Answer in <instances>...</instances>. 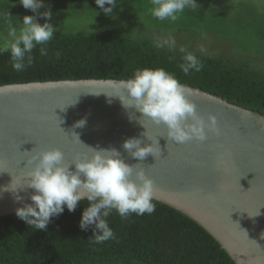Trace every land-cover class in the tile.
<instances>
[{
  "label": "trees",
  "instance_id": "trees-1",
  "mask_svg": "<svg viewBox=\"0 0 264 264\" xmlns=\"http://www.w3.org/2000/svg\"><path fill=\"white\" fill-rule=\"evenodd\" d=\"M200 7L179 14L176 21L158 20L148 9L151 0H118L116 18L106 16L95 0H45L57 28L41 56L33 50V63L16 72L8 53L0 54V85L64 79L126 80L137 69L164 68L180 83L228 99L264 114V9L252 0H198ZM22 22L36 15L19 0H0V11ZM41 8L39 12H44ZM96 11L99 13L97 16ZM95 20V23H94ZM231 43L247 51L240 57L205 54L197 49L202 35ZM0 35L6 26L0 22ZM171 35L176 51L157 49L154 41ZM184 46L203 62L201 71L185 75L177 65ZM174 57L169 59V57ZM155 211L131 214L122 220L108 217L115 239L91 242L93 226L80 228L86 200L75 211L65 207L46 229H33L16 213L0 216V264H236L219 242L181 211L154 200Z\"/></svg>",
  "mask_w": 264,
  "mask_h": 264
},
{
  "label": "water",
  "instance_id": "water-1",
  "mask_svg": "<svg viewBox=\"0 0 264 264\" xmlns=\"http://www.w3.org/2000/svg\"><path fill=\"white\" fill-rule=\"evenodd\" d=\"M117 81L90 78L0 85V216L32 203L33 189L11 187L26 183L27 160L36 151L59 147L66 161H72L77 154L88 153L87 146L115 147L135 165L140 161L121 145L132 137L141 138L142 146L151 143L142 136L148 132L161 148L160 156L149 154L141 162L154 179V200L201 225L236 264H264V114L184 85L193 90L191 99L206 121L210 113L218 117L221 133H209L203 143L168 142L164 125L153 124L134 109L126 110L119 97L107 96L114 94ZM81 119L86 124L75 127ZM70 167L75 170L74 164ZM16 195L23 200L17 201Z\"/></svg>",
  "mask_w": 264,
  "mask_h": 264
},
{
  "label": "clouds",
  "instance_id": "clouds-1",
  "mask_svg": "<svg viewBox=\"0 0 264 264\" xmlns=\"http://www.w3.org/2000/svg\"><path fill=\"white\" fill-rule=\"evenodd\" d=\"M95 2L106 16L116 18L113 8L118 0ZM19 3L33 13H39L45 22L39 23L36 15H25L22 22L16 17V23H13V15L9 10L0 11V22L6 26V35H0V54H9L11 67L16 72L31 66L34 60L32 53L37 46L41 56L47 55L46 45L53 40L57 31L48 22L53 13L45 0H19ZM199 7L198 0H151L148 12L158 20L174 22L185 9L196 12ZM41 8H45L42 13L39 12ZM98 14L96 11L95 16ZM154 47L175 52L176 40L171 35L157 38ZM179 52L182 56L177 67L185 75L202 70L203 62L194 52L184 46L179 48ZM173 58L169 57L170 60ZM113 89L114 94L106 93L109 98L119 97L126 110L134 109L141 114L140 117L149 119L153 124L164 125L168 142L184 144L194 140L203 143L208 140L209 133L217 136L221 133L218 117L210 113L206 121L191 99L193 90L186 88L174 73L162 67L137 69L130 78L115 82ZM108 102L111 103V99ZM129 119H133L130 114ZM138 123L145 127L141 119H138ZM85 124L86 119H81L75 127H83ZM142 136H147L151 143L142 146L141 138L132 137L121 145L130 157L140 161L135 165L127 163L115 147L87 146L90 151L77 154L72 161H66L65 153L59 147L36 151L27 160L29 170L26 183L11 187L14 191L18 187L34 190L30 195L32 203L18 207L17 217L31 228L43 230L52 217L64 212L65 207L73 212L81 201L86 200L88 206L82 213L80 228L87 230L93 226L94 235L90 239L95 244L115 239V233L108 222L113 211L122 220H127L131 214L142 216L155 211V182L141 162L149 154L156 158L160 156L161 148L159 140L153 139L148 132L142 133ZM72 164L75 165L74 171L70 167ZM15 199L21 201L23 197L16 195Z\"/></svg>",
  "mask_w": 264,
  "mask_h": 264
},
{
  "label": "rangeland",
  "instance_id": "rangeland-1",
  "mask_svg": "<svg viewBox=\"0 0 264 264\" xmlns=\"http://www.w3.org/2000/svg\"><path fill=\"white\" fill-rule=\"evenodd\" d=\"M252 2L258 7L264 9V0H252ZM196 47L198 50L201 48L204 49L203 53L205 54H217V55H233L236 57H240L243 54H246L247 51L241 50L240 46L235 45L233 42L221 43L215 40L213 35L206 34L202 35L198 38L196 42ZM241 48V49H239Z\"/></svg>",
  "mask_w": 264,
  "mask_h": 264
}]
</instances>
